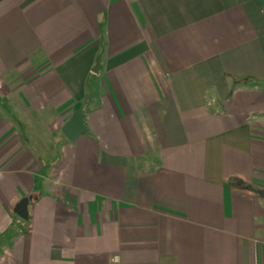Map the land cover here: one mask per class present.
I'll list each match as a JSON object with an SVG mask.
<instances>
[{"label": "crops", "instance_id": "crops-1", "mask_svg": "<svg viewBox=\"0 0 264 264\" xmlns=\"http://www.w3.org/2000/svg\"><path fill=\"white\" fill-rule=\"evenodd\" d=\"M0 264H264V0H0Z\"/></svg>", "mask_w": 264, "mask_h": 264}, {"label": "water", "instance_id": "water-1", "mask_svg": "<svg viewBox=\"0 0 264 264\" xmlns=\"http://www.w3.org/2000/svg\"><path fill=\"white\" fill-rule=\"evenodd\" d=\"M98 67H99V62L97 60L93 72H96ZM61 133L70 143H74L75 140L80 135L87 133V130L83 122L82 113L80 111H75L71 116V118L68 121H66V123L61 128ZM27 205H28V200L23 199L17 204L14 211L18 217L24 220L27 219Z\"/></svg>", "mask_w": 264, "mask_h": 264}, {"label": "rangeland", "instance_id": "rangeland-1", "mask_svg": "<svg viewBox=\"0 0 264 264\" xmlns=\"http://www.w3.org/2000/svg\"><path fill=\"white\" fill-rule=\"evenodd\" d=\"M250 86V85H249Z\"/></svg>", "mask_w": 264, "mask_h": 264}]
</instances>
